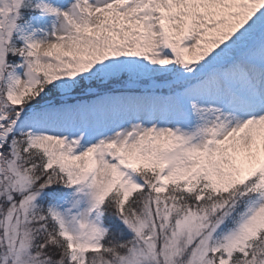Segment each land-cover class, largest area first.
<instances>
[{"label": "snow or ice", "instance_id": "1", "mask_svg": "<svg viewBox=\"0 0 264 264\" xmlns=\"http://www.w3.org/2000/svg\"><path fill=\"white\" fill-rule=\"evenodd\" d=\"M0 264H264V0H0Z\"/></svg>", "mask_w": 264, "mask_h": 264}]
</instances>
